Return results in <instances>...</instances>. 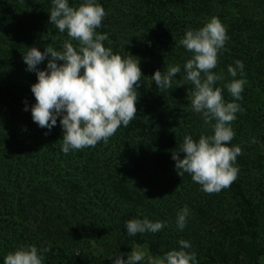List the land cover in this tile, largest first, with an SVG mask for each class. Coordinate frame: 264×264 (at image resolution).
<instances>
[{
	"label": "trees",
	"instance_id": "16d2710c",
	"mask_svg": "<svg viewBox=\"0 0 264 264\" xmlns=\"http://www.w3.org/2000/svg\"><path fill=\"white\" fill-rule=\"evenodd\" d=\"M5 1L0 0V264H4L5 251L20 245L46 248L43 264H112L115 255L127 259L133 244L144 246L152 256H163L173 247L179 248L180 239L190 242L191 248L187 251L196 254L198 264H264V228L255 212L256 205L248 202L251 193L244 184L248 178L249 181L264 179V157H251L248 163L255 166L240 169L244 174L228 187L233 202L227 210L223 209L221 200L213 205L212 198L205 208L200 201L190 204L189 199L185 204L171 205L173 212L185 205L190 209L186 221L191 225L186 224L182 231L176 226V216L163 211L169 208L165 207L167 197L160 198L165 203L163 207L158 206L159 214L150 215L154 207L147 199L150 191L135 182L140 178H135L134 173L151 168L160 173L166 163L174 162L172 152L179 150L186 134L194 140L202 134H213L203 118L192 115L187 101H182L185 94L179 91L177 83L161 92L151 77L156 68L163 73L170 65L182 67L184 64L175 55L182 48L158 49L154 34L182 39L187 30L199 28L195 26L198 20L210 17L212 0H98L106 11L101 26L96 29L98 33L108 34L109 40L103 42L104 46L111 47L114 53L118 47L122 48L133 59H139L143 75L135 89L137 114L127 127L117 129L113 137L119 134L118 140L100 141L95 147L71 150L67 154L61 149L63 130L59 118L50 132L32 119L30 108L35 97L30 86L37 77L35 72L26 70L23 54L31 46L41 51L47 45L62 50L64 41L71 38L50 24V0H37L40 20L28 15L22 6L11 10ZM238 37L236 34L233 43L232 39L228 40L223 48L226 55L222 50L218 52V63L212 71L223 76L216 82L217 87L221 81L224 83L223 98L241 106L231 122L235 134L241 136L239 133L244 131L250 143L264 144V53L259 54L257 61L251 59L245 54L248 51L243 52L245 44ZM71 42L74 46L77 44L75 40ZM236 60L243 62L244 69L242 73L238 71L240 76L235 79L247 81L239 100L224 87L234 79L227 69L229 65L235 67ZM46 64L47 60L39 67L45 68ZM175 75L188 85L191 94L193 86L182 80L183 70ZM169 103L175 105L172 113L181 107L180 113L185 116H166ZM26 104L28 110H25ZM179 119L188 121L185 130L176 124ZM132 132L146 136L155 149L157 164H144L141 169L136 160L127 159L121 142L130 143L132 139L128 136ZM232 143L235 140L229 142ZM236 145L245 150L246 146ZM245 157L237 156L239 162L235 166L247 165ZM178 178L183 182L182 177ZM185 178L189 180V176ZM5 194H13V204H5ZM79 202L89 207L81 217L84 224L75 217ZM57 204L61 207L54 206ZM192 210L199 214L195 216ZM144 217L174 224L157 233L128 235L124 222ZM208 224L212 226L204 228ZM217 226L221 229L216 231ZM211 233L219 234V238ZM201 241L204 243H197Z\"/></svg>",
	"mask_w": 264,
	"mask_h": 264
},
{
	"label": "clouds",
	"instance_id": "9594fccd",
	"mask_svg": "<svg viewBox=\"0 0 264 264\" xmlns=\"http://www.w3.org/2000/svg\"><path fill=\"white\" fill-rule=\"evenodd\" d=\"M51 3L50 24L71 39L64 41L62 50L48 45L43 51L36 46L28 47L23 60L26 70L35 72L37 77L30 86L35 97L30 108L32 119L50 132L59 118L63 130L61 149L67 154L71 150L95 147L100 141L107 142L120 126H128L137 114L135 89L143 74L139 59H133V55L122 57L104 46L103 42L109 40L108 34L98 33L96 29L101 26L106 11L98 0H81L78 6H70L69 0H51ZM72 40L77 41L75 46ZM227 40L226 28L213 16L202 27L187 30L180 39L179 44L192 53L182 67L170 65L166 72L156 70L151 76L163 92L172 88L173 77L181 74L183 68L182 79L193 86L191 107L202 114L213 134H202L198 140L186 134L179 150L172 152V159L181 177L190 174L201 190L209 194L228 188L239 172L235 162L241 147L229 142L235 136L231 122L241 106L225 101L223 89L216 86L223 76L212 71L218 63V52ZM45 60L46 67L40 68ZM243 69L240 60L235 61V67L229 65L227 69L234 79L224 87L235 100L242 99L247 83L244 79H235ZM25 110H28L27 104ZM189 214L187 205L177 212L179 230L185 228ZM164 227L165 222H153L147 217L124 222L130 236L157 233ZM178 243L179 248L155 257L146 249L133 247L127 259L115 255L112 264H198L196 254L187 251L191 248L190 242L180 239ZM44 251L47 249L40 250L32 244L20 245L4 256V264H43Z\"/></svg>",
	"mask_w": 264,
	"mask_h": 264
},
{
	"label": "rangeland",
	"instance_id": "374dc122",
	"mask_svg": "<svg viewBox=\"0 0 264 264\" xmlns=\"http://www.w3.org/2000/svg\"><path fill=\"white\" fill-rule=\"evenodd\" d=\"M69 1H70L69 4L71 6H78L79 5V4L75 3V0H69ZM263 1H261V0H224V1L223 0H212L211 5H209V7H211L210 17L209 18L205 17L204 19L198 20L199 23H196L195 26H196V28L202 27L213 16L219 18L221 23L226 28L228 40L232 39V43H233L235 35L236 34L239 35L238 40L240 42H242L243 44H245L243 46V48H244L243 52L248 51V52H245V54L248 55L251 59H253V60L256 59V61H257L259 54L264 53V2ZM5 2L8 3V5L11 7V10L12 9L19 10L20 6H22L23 8H25V11L28 15H30V16L32 15L34 18L39 19L38 15L40 13L38 12V9L40 10V6H39V2L37 0H7ZM49 2H51V0L48 1V3ZM80 2L81 1H79V3ZM125 5L128 6L129 4H125ZM43 6L46 7L47 4L43 5ZM49 6H52V5H49ZM198 6H200V5L197 4V9L200 8ZM112 12H114V11H112ZM20 16H21V14H19V18H20ZM26 19H28V17ZM21 22L23 23L24 20H22ZM154 35H157L156 36L157 40L153 38V41L156 40L155 43H156L158 49L163 48L164 50H166V49L170 48V46H172V50H174L176 47H179V49L182 48L183 51L181 53H178V54L175 53V55H177V59L179 60L180 64L185 63L187 61V59H189L191 57L192 53L185 50L184 46L179 44V41L181 39L180 36H176V37L171 36V38L170 37L168 38L164 35H160L159 33L154 34ZM228 40L225 42V45H227L226 43L228 42ZM239 45H241V43H239ZM116 50H117V53L120 54L122 57L129 56L126 53V51L123 50L122 48L118 47ZM221 50H222V52H224L223 49H221ZM225 55H226V53H225ZM158 69L159 68H156L155 71ZM237 76L238 77L240 76L239 73H237ZM178 80H179V78L175 75V77H173V79H172V82H173L172 88L177 83V85L179 87V91H181L182 94L183 93L185 94V99L182 101L184 103H185V101H187L186 106L190 108L192 115L195 114V116L198 115L199 117L203 118L201 113L193 111V109L191 107V98L192 97H191L190 91L188 90V87H187L188 85L182 83L180 81L181 78L179 81ZM222 84H224V83H222V81H221V83L218 84V86L223 88ZM179 93H176V94H179ZM224 99L226 101L230 102V99H228V98H224ZM173 107H175V105L169 103V108H168L169 111H168L166 116L175 117V116L181 114L180 113L182 110L181 107H179V109L176 113H172V112H175ZM170 111H171V113H170ZM182 114H184V113L182 112ZM182 114L180 117L185 116ZM180 120L181 119H179V122L176 124L178 126H184V130H185L187 128L188 121L180 122ZM190 123H192V122H190ZM207 127L209 128L210 126L207 125ZM184 133H185V131H184ZM245 134H244V131H241L239 133V135H241V136H238L235 134V137L233 139V140H235L236 143H239V144L247 147V148L245 147V150L241 149L240 156L243 157L245 155L246 156L245 160L247 163L251 157L262 159L264 157V144L260 143V142H258V143H256V142L252 143L251 142L250 143V141H248ZM130 137L132 139L130 141V143H128L127 140H125V141L122 140V142H121V144H122L121 150L124 151V153H125L124 155H126L127 159H130L131 162H135V160H136L141 169H144V167H145L144 164H148V163H152V164L156 163L157 164L158 161H157V159L154 158V156L156 154L155 149L150 144V142L147 140L146 136H144L143 134L138 135L136 132L135 133L132 132L131 134H129L128 138H130ZM118 139H119V134H117L114 137L112 136L111 138H109V141L118 140ZM236 143H232L231 145H236ZM181 158H182V156H181ZM237 161L239 162V160H237ZM248 164L246 165V163H240V164L237 163L238 168H239V172L237 174V177L244 174L243 170H242V172H240V169L243 168L244 166H247L245 168H247V170H248V166H250L251 163H248ZM174 165H175V161L166 163L165 168H163V171H161L160 173H158V172L156 173L153 168L146 170L144 173H140V172L134 173L135 178H137V179L140 178V181H135V182L140 183V185L143 184V187H145V189L150 191L149 192L150 195L147 197V199H148V202H151L154 206L150 215L159 214L158 213L159 209H157L158 206H160V207L164 206L165 202L161 201V199H160L161 197H167V199H166L167 203L165 204V207H169L163 211L166 213H172L176 217H177L178 211H175V212L170 211V206L171 205L179 206L180 204H185L187 199L190 200V202H191L190 204L195 203V201L202 202V206L204 208H205L207 202L209 201L208 199H211V198L213 199V201H211L213 203V205L215 204L214 202H216L217 200H221L223 202L222 203L223 209L226 208V210H227L229 207V204L232 205L233 199L231 198L232 192L230 189L225 188V189H222L218 193H211V194L206 193V192L201 190V186L198 183L194 182L191 179V175L188 173H185L183 175V177H182L183 182H181L178 178L181 176L178 174ZM251 166L254 167L255 165H251ZM260 166H262V165H260ZM88 170H89V168H88ZM256 172H257L256 170L253 171V173H256ZM246 173H249V172L247 171ZM250 173H252V172L250 171ZM161 174H163V177L161 176ZM187 176H189V180L185 178ZM263 178H264V176H263ZM171 179L172 180L174 179L173 183L171 182ZM175 179L177 180L176 184H175ZM244 184H245V189L251 193L249 196L250 199L248 202L250 203L251 206H252V204H254V206L256 205L255 212L258 214L259 221L261 222V224L263 225V228H264V192H263L264 191V179L263 180L253 179V180L249 181V178H248L245 180ZM165 185L167 186L166 188H165ZM200 194H201V197H198V196H200ZM207 195H208V197H207ZM3 198L5 201V204H13L14 200H15L13 194L12 195H6L5 194V196H3ZM205 199H207V200H205ZM25 201H27V199ZM225 204H227V206ZM195 205H198V204H195ZM54 206H56L57 208L61 207L58 204L54 205ZM73 206H76V205L73 204ZM88 209H89V207H86L85 205L81 204L80 202L77 204V210H76L75 217L80 219L81 224H84V222H85L84 219H81V217L83 218V214H85V212H87ZM17 211H19V210L17 209ZM192 212L195 214V216L199 214V213H197V211H194V210H192ZM151 221H153V220H151ZM169 224H174V223L171 221V223H166L165 226L167 228H169L168 227ZM186 224L188 226L191 225V223H189L187 221H186ZM208 226H212V224H208L204 228L208 229ZM220 229L221 228L219 226L216 227V231L220 230ZM95 232H97L96 229H95ZM211 234L214 237L219 238V234H215V233H211ZM211 236L209 238H211ZM197 243L199 244V243H204V242L201 241V242H197ZM87 244H89V242ZM137 246L140 247L141 249H146L144 246L137 245V244H133L132 248L137 247ZM173 248H177V247H173ZM10 251H14V249H11V250L9 249V250L5 251L4 255L2 254L3 258ZM131 251L128 252V255L130 254ZM0 252L2 253L1 250H0ZM148 254L151 255L149 252H148ZM153 257H155V256H153Z\"/></svg>",
	"mask_w": 264,
	"mask_h": 264
}]
</instances>
